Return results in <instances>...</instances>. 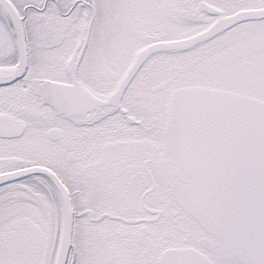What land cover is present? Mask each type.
I'll use <instances>...</instances> for the list:
<instances>
[{
  "label": "snow or ice",
  "instance_id": "snow-or-ice-1",
  "mask_svg": "<svg viewBox=\"0 0 264 264\" xmlns=\"http://www.w3.org/2000/svg\"><path fill=\"white\" fill-rule=\"evenodd\" d=\"M0 264H264V0H0Z\"/></svg>",
  "mask_w": 264,
  "mask_h": 264
}]
</instances>
